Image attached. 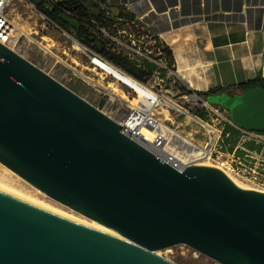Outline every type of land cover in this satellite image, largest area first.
<instances>
[{
    "label": "water",
    "instance_id": "water-1",
    "mask_svg": "<svg viewBox=\"0 0 264 264\" xmlns=\"http://www.w3.org/2000/svg\"><path fill=\"white\" fill-rule=\"evenodd\" d=\"M207 98L240 126L264 130V86ZM0 161L119 234L0 190V264H177L157 253L177 244L221 264H264V190L215 165L162 159L1 42Z\"/></svg>",
    "mask_w": 264,
    "mask_h": 264
},
{
    "label": "crops",
    "instance_id": "crops-1",
    "mask_svg": "<svg viewBox=\"0 0 264 264\" xmlns=\"http://www.w3.org/2000/svg\"><path fill=\"white\" fill-rule=\"evenodd\" d=\"M100 1L112 6L106 23L144 30L162 46L159 57L168 60V68L139 54L129 57L150 72L142 82L152 87L153 77L163 80L172 75L174 84L169 87H177L178 79L194 92L217 86L231 90L263 75L264 0ZM156 85L160 88L159 82Z\"/></svg>",
    "mask_w": 264,
    "mask_h": 264
},
{
    "label": "built area",
    "instance_id": "built-area-1",
    "mask_svg": "<svg viewBox=\"0 0 264 264\" xmlns=\"http://www.w3.org/2000/svg\"><path fill=\"white\" fill-rule=\"evenodd\" d=\"M13 1L0 0V42L22 54V51L26 49V42L22 39L26 37L31 44L36 45L38 48L37 51H44L47 55L58 57L54 52V47L50 43L45 42L44 38L37 39L33 37L30 40L26 31H22L18 35L16 34V28H13L15 20L9 13V8ZM48 1L54 2V0ZM25 4L28 5L29 3L25 2ZM38 11L43 15L44 19L55 23L57 27L65 31L59 23L54 21L45 12L42 10ZM91 23L93 25L88 31L97 33L105 48L109 50L113 49V51L121 52L129 57L134 54H139L154 62H164V67L168 68V60L159 57L163 54V48L161 45H158L154 35L144 32L141 29H129L127 26L116 28L113 24L103 23L95 19ZM79 43L82 44V49L89 58L87 64L91 65V67L88 65L85 66L87 67V72H79L84 79L91 82L94 86L108 90L106 86L100 83V77L105 78L108 75V73H105L107 70L98 62L100 59L109 62L122 72L131 75L91 45L89 46L82 42ZM61 61L67 66L73 67L63 59ZM56 66L57 63L47 72L54 76L53 73L56 70ZM110 76L113 77L112 75ZM115 80L129 88V91L123 89L124 95L114 91L117 99L119 97L117 101L120 102V106H114L109 108L107 112H104L115 119L121 125L123 132L128 136L148 147L162 159L172 162L171 156H168L166 153V146L172 141L170 137L171 132L168 129L166 133L164 132L166 130L163 129V123L164 121L166 122L167 119L165 117L167 115L162 116V111H158V108L166 110L169 113V117L171 109L177 108L188 114L190 120L197 126L194 129L195 133H200V139L197 140L192 137V140L201 147L200 158L197 160L210 159L220 162L223 169L231 171L236 176L244 178L253 184L264 186V130L240 126L233 120L227 108L212 103L207 97L202 98L196 91H190V94H185L184 96L188 99L195 100L196 103L201 105V110L197 114L184 108L170 98L168 101L166 96L160 92V89H156L139 79L137 80L140 83L150 86L155 94L148 93V96H140L139 91L133 85L117 78ZM162 81L164 79L159 80L160 87L162 86ZM127 94H136L137 97H131V95ZM232 138L236 140L235 146L231 145ZM248 142H252L258 147H249L247 145ZM229 146L231 148L233 147V149H230ZM197 160H193L192 162Z\"/></svg>",
    "mask_w": 264,
    "mask_h": 264
},
{
    "label": "rangeland",
    "instance_id": "rangeland-1",
    "mask_svg": "<svg viewBox=\"0 0 264 264\" xmlns=\"http://www.w3.org/2000/svg\"><path fill=\"white\" fill-rule=\"evenodd\" d=\"M25 2H28L29 4L27 5L25 4ZM38 10H40V8L32 0H14L10 5L9 13L10 16L15 20V22H17L25 30L31 31V34L34 38H44L45 42L50 43L54 47V52L58 57L54 55H47L44 51H37L38 48L36 47V45L31 44V42H29L26 37H23L22 39L24 42H26V49L22 51V54L46 71H49V69L57 63L56 70L53 73L57 79L62 81L68 87L79 93L82 97H84L103 111L107 112V110H109L108 104L112 96L113 87L116 86L118 88L117 92L121 93V95H124V90L129 91V88L115 80L110 75H107L105 78L100 77V83L106 86L108 90L101 89L98 86H94L91 82H88L86 79H84L79 71L83 72L86 70L87 72V67L83 65L87 64L89 58L83 51L82 44L79 43L82 41L78 38L76 32L59 24L65 29V31H63L61 28L57 27L55 23L44 19L43 15H41ZM61 58L73 67L67 66L63 61H61ZM169 76L172 75H168V77L164 78V81L161 82L162 86L160 88H157L158 86L156 85V83L159 82L158 78L153 77L151 80L155 85V88L160 89V92L166 97L172 99L184 108L189 109L191 112L197 114V112L201 110V105L196 103L195 100L188 99L184 96L185 94H190L191 90L186 88L184 83L178 79L177 87H169L171 83L174 82ZM127 95H131V97H137L136 94ZM198 95L202 98L207 97L204 94ZM117 100H119V97ZM158 111H162V116L167 113V111L163 110L162 108H158ZM170 117V120H166L168 124L172 125L178 131L182 132L185 135H188L191 138L194 137L197 140L200 139V133H195L194 131L197 126L190 120L187 113L177 108H173L171 109ZM231 143V145L235 146L236 140L232 138ZM229 148L233 149V147L231 148V146H229ZM204 161H207L208 163H210V165L221 166L220 162L214 160L204 159ZM229 172L232 175L236 176L231 171ZM236 177H238L251 188L264 189V186L253 184L239 176ZM0 178L24 191L33 194L36 197L45 199L51 204L70 211L77 216L90 219L86 215L78 212L70 206L52 198L46 192L33 185L31 182H29L27 179L19 175L17 172L9 168L1 161ZM157 253L177 264H221L185 244H177L171 247L158 249Z\"/></svg>",
    "mask_w": 264,
    "mask_h": 264
},
{
    "label": "bare ground",
    "instance_id": "bare-ground-1",
    "mask_svg": "<svg viewBox=\"0 0 264 264\" xmlns=\"http://www.w3.org/2000/svg\"><path fill=\"white\" fill-rule=\"evenodd\" d=\"M13 28H16V34H20L22 31H26L27 32V36L28 38L31 40L33 39L32 36V32L31 31H27L25 30L22 26H20L17 22L13 23ZM12 45V43H11ZM14 46V45H13ZM19 48V47H17ZM98 62L107 70L105 73H108V75H112L115 79H119L122 80L126 83H129L131 85H133L134 87L137 88V90L139 91V95L140 96H148V93H153L155 94V92H153V89L150 88V86L145 85L140 83L136 78H134L133 76L126 74L125 72H122L121 70H119L118 68H116L114 65L110 64L109 62L105 61V60H98ZM112 84V83H111ZM114 91L117 92L118 88L116 86L113 87V93L112 96L110 98V102L108 104L109 108H112L114 106H120V102L117 101V97L116 94H114ZM167 100L169 101L170 99L168 97H166ZM182 109V108H180ZM166 117L165 119L169 120V113H166ZM163 129L166 130L164 132L167 133V130H170V137L172 138V141L170 144H168L166 146V153L168 156H171V161L177 165H184V164H188L191 163L193 160H197L198 158H200V153H201V147L195 143L191 137H189L188 135L183 134L182 132L178 131L177 129H175L174 127L170 126L167 122L164 121L163 123ZM193 163H200V164H210L207 161H204V159H199ZM220 168H223L220 165H216ZM225 170V169H224ZM225 172L232 178V180L238 184L239 186L243 187V188H251L250 186H248L246 183H244L242 180H240L238 177L232 175L228 170H225ZM0 190L7 192L11 195H14L18 198H21L25 201H28L32 204H35L39 207H42L46 210H49L51 212H54L56 214H59L61 216H64L66 218H69L71 220L86 224L88 226L97 228L99 230L108 232L110 234L116 235L118 236L119 234L112 228L105 226L104 224L93 220V219H87L81 216H77L74 213L67 211L63 208H60L54 204H51L50 202L46 201L45 199H41L39 197L34 196L33 194L24 191L18 187H16L15 185L5 181L4 179L0 178ZM260 190H264V189H260Z\"/></svg>",
    "mask_w": 264,
    "mask_h": 264
},
{
    "label": "trees",
    "instance_id": "trees-1",
    "mask_svg": "<svg viewBox=\"0 0 264 264\" xmlns=\"http://www.w3.org/2000/svg\"><path fill=\"white\" fill-rule=\"evenodd\" d=\"M38 7L40 8V10H42L47 15H49L54 21H56L57 23H59L63 27L68 28L66 26L65 22H63L61 19L58 18L59 15H56V14H53V13L47 11V9L43 5H38ZM91 15H92L91 10H87V12L83 13V16L94 17V19L101 21L103 23H105L107 21L106 20L107 18L105 19V16L102 17V16H98V15L97 16L96 15L91 16ZM76 35L84 44L89 45V46L91 45L92 47H94V49L99 51L106 58H108L113 63H115L118 66L125 69L128 73H130L131 75H133L135 78L139 79L140 81L144 80V74H146V73L150 74V72H146V70L139 67L137 65V62L131 60L129 58V56H127L126 54H123V53L117 52V51L109 50L103 46L102 42H100V45H97L93 42H90L92 38L98 37L97 33L90 32V31H88L87 28H82L81 32H76ZM101 48H102V50H101ZM164 50L168 56L172 55V52L169 48L164 47ZM256 86H264V77H262V75H259L255 78L241 82L231 90H228L226 87L217 86V87L209 88L206 91H200L198 93L204 94L206 96L213 95V94H216L218 92L225 91V90H227L229 93H236V92H242L248 88H252V87H256ZM247 145L249 147H258L255 144H253L252 142H248Z\"/></svg>",
    "mask_w": 264,
    "mask_h": 264
},
{
    "label": "flooded vegetation",
    "instance_id": "flooded-vegetation-1",
    "mask_svg": "<svg viewBox=\"0 0 264 264\" xmlns=\"http://www.w3.org/2000/svg\"><path fill=\"white\" fill-rule=\"evenodd\" d=\"M32 1L37 5H43L47 9V11L59 15L58 18L65 22L66 26L75 32H81L82 28L89 29L92 27L93 24L91 22L94 20V17L83 16V13L87 12V10H91L92 15L104 17L107 14V11L112 9L111 4H106L105 6H103L100 0H54V2H50L48 0ZM61 14L67 15L70 18L80 21V30L77 31L73 26L62 19L60 17ZM90 42L100 45L101 39L99 37H95L92 38Z\"/></svg>",
    "mask_w": 264,
    "mask_h": 264
}]
</instances>
